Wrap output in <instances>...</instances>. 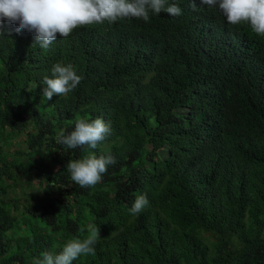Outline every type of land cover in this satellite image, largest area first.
<instances>
[{
    "label": "trees",
    "instance_id": "16d2710c",
    "mask_svg": "<svg viewBox=\"0 0 264 264\" xmlns=\"http://www.w3.org/2000/svg\"><path fill=\"white\" fill-rule=\"evenodd\" d=\"M196 2L81 27L48 50L28 32L0 36V264H34L91 228L95 252L73 264H264V36ZM58 62L82 80L47 100ZM96 118L111 126L96 149L56 142ZM89 153L116 163L81 188L66 165Z\"/></svg>",
    "mask_w": 264,
    "mask_h": 264
},
{
    "label": "clouds",
    "instance_id": "9594fccd",
    "mask_svg": "<svg viewBox=\"0 0 264 264\" xmlns=\"http://www.w3.org/2000/svg\"><path fill=\"white\" fill-rule=\"evenodd\" d=\"M200 4L218 7L229 24H247L257 35L264 36V0H200ZM190 7L196 10V0H191ZM161 12L179 16L182 9L176 3L169 4L168 0H0V36H5L6 31L9 35L28 32L34 38L33 45L48 50L58 37L67 38L78 28L131 18L150 22V13L159 15ZM5 24L11 27L5 29ZM51 73V78L44 77L46 87L42 89L47 100L67 96L82 80L71 64L58 62L52 66ZM110 131V124L103 118L91 122L77 119L74 130L67 135L61 130L56 142L70 149L85 146L96 149ZM115 163L111 154L89 153L82 159L69 161L66 168L72 181L81 188H91L101 182L108 166ZM148 204L146 196H138L130 211L138 215ZM99 231L91 228L85 238L69 240L59 254L44 252L42 259L34 264H73L81 255L94 254Z\"/></svg>",
    "mask_w": 264,
    "mask_h": 264
},
{
    "label": "rangeland",
    "instance_id": "374dc122",
    "mask_svg": "<svg viewBox=\"0 0 264 264\" xmlns=\"http://www.w3.org/2000/svg\"><path fill=\"white\" fill-rule=\"evenodd\" d=\"M25 138H26V135H23V136H20L17 139H15V141H14V147H13L12 150L25 148V143H24ZM10 152H12V151H10ZM6 183H7V181L4 182V184H6ZM34 183L36 185L35 187L37 188L38 182L35 181Z\"/></svg>",
    "mask_w": 264,
    "mask_h": 264
}]
</instances>
